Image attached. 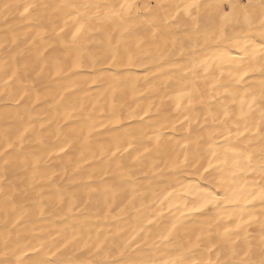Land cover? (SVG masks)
Here are the masks:
<instances>
[{"label": "bare ground", "instance_id": "6f19581e", "mask_svg": "<svg viewBox=\"0 0 264 264\" xmlns=\"http://www.w3.org/2000/svg\"><path fill=\"white\" fill-rule=\"evenodd\" d=\"M156 2L135 0L134 10H124L125 0H0L5 251L22 249L24 260L35 261L44 241L76 230L101 248L131 243L137 251L129 255L156 264L264 262V126L258 109L244 118L232 115L250 102L245 93L264 82L258 63L246 70L249 59L261 55L253 34L258 24L250 32L239 20L240 10L254 9L258 0H163L159 9ZM192 3L196 7L186 14L185 5ZM211 92L228 99L223 124L213 121L220 109ZM105 101L139 114L109 120L101 109L104 123L93 137L107 142L167 123L163 141L177 149L186 145L191 162L149 170L146 160L134 179L112 165L101 180L102 162L87 159L79 144L67 141L88 132L85 113L73 106L100 108ZM213 150L241 153L247 165L225 169ZM209 160L216 170L202 179L212 171ZM89 174L95 178L87 179ZM88 192L91 210L76 211ZM208 194L216 197L213 203L189 211ZM60 201L66 215L53 211ZM105 201L97 218L96 207ZM133 206L143 213L139 220Z\"/></svg>", "mask_w": 264, "mask_h": 264}, {"label": "clouds", "instance_id": "9594fccd", "mask_svg": "<svg viewBox=\"0 0 264 264\" xmlns=\"http://www.w3.org/2000/svg\"><path fill=\"white\" fill-rule=\"evenodd\" d=\"M250 4L253 0H249ZM163 0H157L156 9H159ZM132 7L129 9H135V0H131ZM189 6L196 7L195 3L186 4L184 11ZM240 22L248 25L249 31L258 24V31L253 32L254 35L258 36L261 43L259 45V52L264 53V0H258L254 9L240 10ZM166 21L160 22V27H164ZM243 60V58H241ZM239 63V62H238ZM259 65L261 69H264V55L251 57L247 62V71L256 70V65ZM99 71H111L105 69H98ZM190 71V70H189ZM234 79L236 84L240 83V78L231 77ZM203 80L207 81L209 77H202ZM215 81L209 85V88L214 86ZM199 89L195 88V82H193V92H198ZM213 99L218 101L220 111H217L213 117V121L218 124H223L226 117L222 115V112L228 111V99L224 94L217 96L215 92L210 93ZM246 96L250 97V102L245 101L244 105H241L240 110L232 111V115L237 119L244 118L251 115L257 109L259 110V124L264 126V82L258 90L245 93ZM163 101H161V104ZM232 104H236V97L231 100ZM107 105V107H105ZM103 109L106 113L104 119H132L133 115L139 113L136 109L125 110L124 106L117 107L116 105H109L108 101L97 108L95 104L91 108L85 105H74L73 111H83L86 118L89 121L87 134L81 133L75 137L68 139V144H79L81 155H85L87 159L99 160L102 162L103 167L99 170L100 179L109 174V170L112 165H115V170L122 172L125 176L134 179L135 174L142 171V165L146 160H150L149 170H160L162 167L166 168L169 166L181 167L191 162L190 155L184 154L186 145H182L180 149H177L174 145H167L162 137L168 130L169 124L167 123H154V126L148 128L147 131H141L138 134L126 135L117 140H110L107 142L101 141L98 137H93L92 133L96 131L97 127L102 126L104 119L99 115L100 110ZM147 115V113H144ZM207 122L208 116H205ZM149 120H152L149 117ZM147 123V122H145ZM129 149L134 150L137 155L131 156ZM211 156L218 161L225 169L229 168H240L243 169L247 165V157L241 153H233L229 155L227 152H220L213 150ZM115 157V159H113ZM183 157V159H181ZM212 171L209 172L208 177H202V179H210L215 172V168L212 165V161H208ZM203 167V164L200 165ZM209 171V170H208ZM91 174L88 175L87 179H94ZM171 187V185H169ZM166 190V189H165ZM91 191V190H90ZM175 191V190H174ZM173 193H171L172 195ZM84 199L81 204L74 206L76 211L88 212L91 209L88 207L92 201L90 192L84 194ZM158 196H154L158 199ZM60 201L53 205V211L59 214L63 213ZM107 201L104 205L96 207L97 218H100L99 213L102 211V207H106ZM136 212V219L139 220L143 214L140 209H133ZM132 231L136 232V228L132 227ZM142 231V230H141ZM59 239H49L44 241L40 247L42 249L40 258L35 261H26L22 258V249H13L11 252L5 251V243L0 240V264H156L153 260L144 259L137 256L129 255L130 253H136V247H133L131 243H124L122 245H116L106 243L101 248L97 245L94 238L91 235L85 239L84 235H79L76 230L67 233H58ZM24 247H31V244L24 245ZM12 256L13 259L6 260L5 257ZM51 257V259H50ZM264 264V262H262Z\"/></svg>", "mask_w": 264, "mask_h": 264}, {"label": "snow or ice", "instance_id": "6c2138e0", "mask_svg": "<svg viewBox=\"0 0 264 264\" xmlns=\"http://www.w3.org/2000/svg\"><path fill=\"white\" fill-rule=\"evenodd\" d=\"M195 6H196V5H195ZM131 7H132V5H131V4H128V3H127V0H125V3H122V4L120 5V8H121V9H124V10H127V9H129V8H131ZM191 7H192V6H189L188 8H186V10H185V13H186V14H190L189 9H190ZM79 31H80V30L77 29V32H79ZM74 35H75V34H74ZM241 51H246V50H245V49H241ZM260 54H261V55H264V53H260ZM209 167H211V165H209ZM205 171L207 172L208 169L206 168ZM168 195L170 196L171 193H168ZM260 195H261V197H264V187H262V188L260 189ZM215 200H216V197H215V196H212L211 194H208V198H205L204 201H203L202 203H200L197 207H193V208H191L189 211H191V212H198V211H200L202 208L206 207L208 204L213 203ZM167 238H168L167 236H163V237H162V239H167Z\"/></svg>", "mask_w": 264, "mask_h": 264}]
</instances>
